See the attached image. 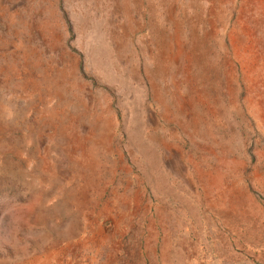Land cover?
<instances>
[{
	"label": "rangeland",
	"instance_id": "1",
	"mask_svg": "<svg viewBox=\"0 0 264 264\" xmlns=\"http://www.w3.org/2000/svg\"><path fill=\"white\" fill-rule=\"evenodd\" d=\"M0 264H264V0H0Z\"/></svg>",
	"mask_w": 264,
	"mask_h": 264
}]
</instances>
